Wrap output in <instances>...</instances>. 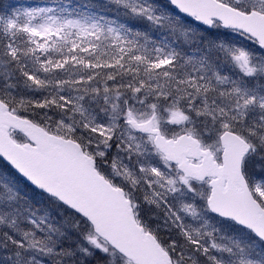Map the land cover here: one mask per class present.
<instances>
[{"label":"snow or ice","instance_id":"6c2138e0","mask_svg":"<svg viewBox=\"0 0 264 264\" xmlns=\"http://www.w3.org/2000/svg\"><path fill=\"white\" fill-rule=\"evenodd\" d=\"M0 159V264H264V0L4 5Z\"/></svg>","mask_w":264,"mask_h":264},{"label":"trees","instance_id":"16d2710c","mask_svg":"<svg viewBox=\"0 0 264 264\" xmlns=\"http://www.w3.org/2000/svg\"><path fill=\"white\" fill-rule=\"evenodd\" d=\"M48 3L49 6L63 4L72 10L74 7H80L89 3V0H0V9L4 5L12 6H37L39 4ZM87 10V9H84ZM0 170H10L9 167L0 160Z\"/></svg>","mask_w":264,"mask_h":264},{"label":"rangeland","instance_id":"374dc122","mask_svg":"<svg viewBox=\"0 0 264 264\" xmlns=\"http://www.w3.org/2000/svg\"><path fill=\"white\" fill-rule=\"evenodd\" d=\"M39 6H49L48 3L39 4Z\"/></svg>","mask_w":264,"mask_h":264},{"label":"water","instance_id":"95a60500","mask_svg":"<svg viewBox=\"0 0 264 264\" xmlns=\"http://www.w3.org/2000/svg\"><path fill=\"white\" fill-rule=\"evenodd\" d=\"M0 160L6 164V162H5V161H3L2 159H0ZM6 165H7V164H6ZM7 166H8V165H7Z\"/></svg>","mask_w":264,"mask_h":264}]
</instances>
